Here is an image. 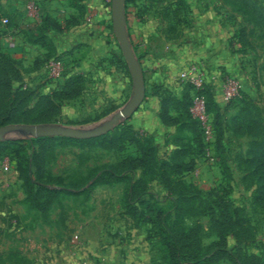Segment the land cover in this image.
I'll use <instances>...</instances> for the list:
<instances>
[{
	"label": "rangeland",
	"instance_id": "rangeland-1",
	"mask_svg": "<svg viewBox=\"0 0 264 264\" xmlns=\"http://www.w3.org/2000/svg\"><path fill=\"white\" fill-rule=\"evenodd\" d=\"M255 1L264 8V0ZM103 8L109 25L110 0H104ZM205 8L222 12L212 23L223 28H236L231 36L226 33L222 38H214L213 45L201 48L198 38L189 37L185 32L194 22L192 10L196 14L195 11ZM90 10L92 7L87 6L85 0H0V12L9 18L7 25L0 21V57L7 56L20 70L22 87L33 92L30 106L35 102V94L58 87L59 79L48 76V59L62 58L64 75L78 73L83 79L80 94L63 99L55 121L46 124L81 129L99 124L115 114L131 92V78L112 29L107 38L112 46L107 58L110 60L105 64L96 61L75 68L78 57L70 53L67 43L71 40L72 30L84 26L85 15ZM133 10L137 18L142 14L146 16L145 21L161 39L159 48H163L169 58L170 81L161 86L162 95L182 90L185 82L179 78V72L183 68L191 64L203 66L218 100V116L209 114L212 139L206 141L203 136L201 147L193 143L191 132L165 125L159 119L147 126L149 122L138 124L131 116L121 119L105 134L119 132L131 125L137 138L156 148L158 160L184 144L190 145L188 157L194 165L184 173L183 179L203 193L225 183L220 165L222 152L232 175L230 196L243 208L251 226L248 240L238 243L234 234L229 235L227 248L235 250L239 247L245 255L264 257V205L254 202L257 182L248 164L253 145L264 142V21L224 0H133L125 3L128 18ZM44 16L58 18L63 26L61 32L49 31L45 45L31 40L43 26ZM71 17L72 21H69ZM127 29L129 32L128 25ZM56 43L63 48L57 49ZM15 47L22 50L16 52L12 49ZM228 77L238 82L240 92L239 96L224 100L220 97V88ZM246 106L258 119L257 133L240 130L233 123V116ZM6 125L22 128L6 133L0 141L36 138L27 137L23 130V127L36 124L0 126ZM33 147L36 149L37 143ZM136 153L135 146L128 142L119 150L57 144L47 156L44 178L59 177L63 184L85 183L80 187L83 189L88 187V178L97 168ZM135 175L141 176V169H137ZM145 179L146 193L142 203L136 204L138 210L149 201L171 212L174 195L165 190L158 177L146 176ZM125 188L123 181L98 184L81 193L74 188L75 192L60 195L48 211L42 212L27 200L13 155L0 154V264H169L155 228L137 223L126 211ZM172 220L170 217L169 222ZM183 222L196 228L204 245L217 240L208 215L188 216ZM213 264L234 263L221 259Z\"/></svg>",
	"mask_w": 264,
	"mask_h": 264
},
{
	"label": "trees",
	"instance_id": "trees-1",
	"mask_svg": "<svg viewBox=\"0 0 264 264\" xmlns=\"http://www.w3.org/2000/svg\"><path fill=\"white\" fill-rule=\"evenodd\" d=\"M133 0H125L128 3ZM227 4L236 5L241 10L254 15L256 19L264 21V8L255 0H224ZM126 12V20L128 22ZM69 21H72L69 19ZM67 21V22H69ZM111 30V24L108 25ZM51 29L61 32L63 26L55 19L43 17V26L38 34L31 38L33 42L43 44L49 40ZM47 44V43H46ZM55 48V47H54ZM133 49L139 59L144 76L145 69L141 56ZM121 59V55L118 56ZM50 59L62 60L53 57ZM49 60V59H48ZM21 72L13 60L7 56L0 57V125L9 123L46 124L55 121L61 110V101L80 94L83 90V79L78 73L64 75L59 78L58 87L50 92L35 94V102L30 106L33 92L24 89L20 83ZM162 84H151L145 77V97L155 94L158 99L157 117L165 125L177 126L191 132L193 143L202 146L203 132L197 119L191 112L190 106L195 95H203L208 114L218 116L219 104L214 95L211 82H207L203 89L197 90L185 83L182 90L162 95ZM143 100V101H144ZM246 106L241 108L234 116L233 123L238 129L251 133L259 132L258 119ZM119 132L104 134L96 137L76 139L63 136H39L25 139H6L0 141V154H12L15 164L23 181L27 200L42 212L48 211L54 201L64 194H71L77 188L78 193L86 192L98 184H112L125 182L124 198L126 211L129 212L139 224H149L158 232L159 238L165 247L169 264H213L221 259H227L234 264H264V257L259 255H245L240 248L229 249L228 237L235 235L236 241L242 243L249 239L251 226L247 221L244 210L234 203L230 196L232 188V175L225 156L220 152V165L222 167L225 183L212 187L208 192L191 187L184 179V173L193 168V160L188 157L191 146L176 148L164 158L157 159V150L154 146L142 142L134 135L131 125ZM125 142L135 146L137 153L118 160L117 162L103 164L90 175L88 187L80 189L85 183L79 185L63 184L59 177H46L45 162L52 148L61 143H74L79 146H101L105 148H122ZM220 146V139L217 140ZM37 143V148L33 144ZM248 164L251 173L256 177L257 188L254 202L264 205V142L253 145ZM141 169L142 175L136 177L135 172ZM158 177L162 186L172 198L171 212H166L154 202H146L144 208L138 210L136 204L142 203L146 193L145 177ZM80 189V190H79ZM205 214L210 218V226L217 240L204 245L194 227L184 224L186 217ZM173 220L169 222V218Z\"/></svg>",
	"mask_w": 264,
	"mask_h": 264
},
{
	"label": "crops",
	"instance_id": "crops-1",
	"mask_svg": "<svg viewBox=\"0 0 264 264\" xmlns=\"http://www.w3.org/2000/svg\"><path fill=\"white\" fill-rule=\"evenodd\" d=\"M87 6L92 7L89 13L85 15L84 26H77L72 30L67 45L70 47V53L78 57L75 61V68L83 65L93 64L98 61L103 64L108 62L111 49V44L108 41L109 29L108 16L106 10L103 8L104 0H85ZM89 11V8H88ZM132 15L128 18L127 25L129 27L130 39L136 46V51L141 56V62L145 69V76L151 84L168 85L170 75L168 71L169 58L165 55L163 48H159L161 42L156 32L152 31L149 24H147L146 16L142 14L141 17H135V11H131ZM193 12V24L188 28L186 27L185 35L197 37V43L201 48H207L213 45L214 38H222L224 34L231 36L235 30V26H227L223 28L218 24L212 23L214 20L221 17V13L214 12L211 8ZM2 15L3 13L0 12ZM110 15V13H109ZM129 17V16H128ZM72 20V17L70 18ZM111 20V17H109ZM191 19V17H190ZM57 22L61 21L57 18ZM70 44V45H69ZM57 49L60 44L56 43ZM16 52L22 50L21 47L12 48ZM69 53V54H70ZM51 87V86H50ZM49 91V88L43 89L42 92ZM157 96L149 95L142 102L137 111L132 115L134 121L138 124L151 125L154 119L157 120ZM135 117L137 118L135 120Z\"/></svg>",
	"mask_w": 264,
	"mask_h": 264
},
{
	"label": "water",
	"instance_id": "water-1",
	"mask_svg": "<svg viewBox=\"0 0 264 264\" xmlns=\"http://www.w3.org/2000/svg\"><path fill=\"white\" fill-rule=\"evenodd\" d=\"M110 17L112 33L131 78V92L127 100L115 114L99 124L84 129L64 125L36 124L23 127L27 137L63 136L83 139L100 136L111 130L121 119L130 118L140 107L145 97V77L127 29L125 0H110ZM20 128L22 127L19 125L0 126V140L6 133Z\"/></svg>",
	"mask_w": 264,
	"mask_h": 264
},
{
	"label": "built area",
	"instance_id": "built-area-1",
	"mask_svg": "<svg viewBox=\"0 0 264 264\" xmlns=\"http://www.w3.org/2000/svg\"><path fill=\"white\" fill-rule=\"evenodd\" d=\"M0 21L3 25H7L9 23V18L0 13ZM46 68L50 78L59 79L63 72V63L61 60L49 59L46 63ZM179 78L183 82L192 85L197 90L203 89L205 84L209 82L206 78L203 66L196 64H191L188 67L183 68L179 72ZM220 90V97L224 100H230L239 96L240 85L234 78L228 77L221 84ZM190 112L192 116L198 120L205 140H211L212 124L210 116L206 110V102L203 95L197 94L193 97Z\"/></svg>",
	"mask_w": 264,
	"mask_h": 264
}]
</instances>
